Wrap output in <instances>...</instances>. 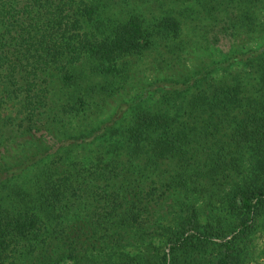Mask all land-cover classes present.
Listing matches in <instances>:
<instances>
[{"label": "trees", "instance_id": "1", "mask_svg": "<svg viewBox=\"0 0 264 264\" xmlns=\"http://www.w3.org/2000/svg\"><path fill=\"white\" fill-rule=\"evenodd\" d=\"M112 1L0 0V108L19 109L0 117V264H228L204 253L230 249L264 210V43L165 74L169 109L98 121L128 57L169 64L158 44L181 33L170 13L120 17ZM227 1L233 27L264 31L263 0Z\"/></svg>", "mask_w": 264, "mask_h": 264}, {"label": "rangeland", "instance_id": "2", "mask_svg": "<svg viewBox=\"0 0 264 264\" xmlns=\"http://www.w3.org/2000/svg\"><path fill=\"white\" fill-rule=\"evenodd\" d=\"M263 3L257 10V15H254L255 23H262L264 15L259 13L264 10ZM111 4L112 13L115 12V15L120 17H125L128 11L141 14L147 19L170 13L180 21L181 33L177 39L160 41L158 44L160 53H163L161 57H167L169 64H160L161 60L151 53L141 58H137L136 55L128 57L131 66L123 82V88L117 90L114 87L110 92L112 95H101L96 98L99 112L93 114L98 121H102L107 115L117 113L121 107L125 109L121 112L125 118L137 108L165 106L169 109L168 106L174 101L164 100L169 94L167 85L161 82L165 74L175 78L193 74L212 66L214 62L227 60L229 54H245L247 50L258 49L264 43V31H261L259 26L254 32H250L246 25L241 24L242 27L238 25L236 28L231 25L234 15H230L229 12L234 3L227 0H116ZM241 10H244L243 3L235 6L236 14ZM173 46L178 50L174 53L168 52L169 47ZM240 67L248 69L247 66ZM210 72L208 76L214 75L215 78H219L217 71ZM115 82L122 83V79L116 78ZM178 104L180 101L174 106ZM18 111L17 104L13 100H7L2 103L0 117L3 119L14 117L18 115ZM1 129L4 130V127ZM36 134L40 136V133ZM39 138L41 146L52 145L50 151L57 147V143L48 134H43ZM3 152V147H0V153ZM197 203L199 206H205L207 202L202 199ZM214 204L213 213L222 219L226 218L227 214L222 210L221 203ZM224 254H227L228 264H264V210L256 215L253 227L245 238L233 242L227 251L225 242L214 244L207 249L204 257L218 261Z\"/></svg>", "mask_w": 264, "mask_h": 264}]
</instances>
